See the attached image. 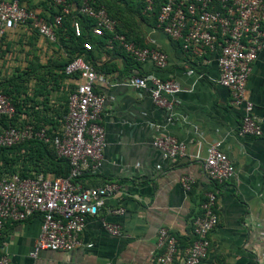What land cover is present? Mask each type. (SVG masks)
<instances>
[{
	"label": "crops",
	"instance_id": "crops-1",
	"mask_svg": "<svg viewBox=\"0 0 264 264\" xmlns=\"http://www.w3.org/2000/svg\"><path fill=\"white\" fill-rule=\"evenodd\" d=\"M20 1L40 14H49L47 0ZM133 3L106 2L110 12L138 19ZM139 22L143 44L167 54L164 68L157 70L147 60L139 70L172 78L182 90L168 96L172 110L167 120L166 110L153 102L147 89L121 83L132 74L124 67L122 48H90L94 65L104 68L108 80L106 86L95 85V91L106 95L101 113L106 145L100 168L95 173H85L80 183L89 187L118 182L119 191L106 198L105 204L122 206L124 213L110 214L104 207L97 216L86 219L79 246L70 251L43 249L35 257L30 252L39 234L40 216L7 223L2 236L11 264H152L160 227L174 234L180 247L190 243L193 218L209 191L217 196L218 223L209 233L208 259L215 264L264 263V49L259 51L246 82L247 96L263 134L244 135L240 132L242 108L232 105L229 90L216 82V54L208 52L201 59L184 52L179 41L147 22ZM22 34L34 37L37 45H43L45 40L26 26L9 32L4 40L12 41ZM47 43L58 46L68 56L58 41ZM4 47L5 52L7 46ZM63 83L71 86L74 79L65 76ZM164 133L186 143V156L167 159L152 146L153 137ZM214 141H220V148L234 166L232 181L219 184L211 180L196 157L204 156L206 147ZM183 175L195 178L189 190L180 184ZM101 218L119 224L121 234L107 232Z\"/></svg>",
	"mask_w": 264,
	"mask_h": 264
},
{
	"label": "built area",
	"instance_id": "built-area-1",
	"mask_svg": "<svg viewBox=\"0 0 264 264\" xmlns=\"http://www.w3.org/2000/svg\"><path fill=\"white\" fill-rule=\"evenodd\" d=\"M49 1L58 10L50 20L20 0H0V54L5 50L2 46L4 38L20 26L33 29L49 43L57 42L64 16L71 15L74 9L67 0ZM144 2L143 12L152 11L154 0ZM75 12L92 18L90 32L94 36L109 34L108 46H113L115 42L137 62L150 60L157 70L166 66L167 54L163 50L154 46H137L124 34L116 32L117 19L96 0H79ZM70 24L74 35L80 36L82 28L77 15L71 17ZM155 27L179 41L184 52L201 59L208 52L216 54L219 70L216 82L229 90L231 104L242 108L240 132L261 136L263 130L247 96L246 82L253 62L259 51L264 49V0H163L156 15ZM83 46L90 49L91 42H84ZM63 73L74 79L71 87H65L66 112L61 116L50 112L45 121H39L29 103H25L20 111L15 106L16 100L30 95L33 80L28 82L26 93L9 96L0 89V151L38 140L49 144L56 155L65 158L69 164L66 176L34 170L23 176L17 171L3 169L0 161V264H11L4 251L2 236L7 223L40 216L39 234L30 252V256L35 257L43 249L70 251L79 246V235L86 219L97 216L102 208L106 207L110 214L125 211L122 206L105 204L106 198L119 191L121 186L118 182L106 181L89 187L77 182L84 173H95L103 162L106 130L101 113L106 95L95 91V85L106 86L107 77L96 71L83 56L71 58ZM121 83L147 89L153 102L166 110L167 120L171 119L172 101L168 96L182 90L174 79L147 72L131 74ZM51 103L53 101L50 100ZM151 144L167 159L186 156V143L171 134H157ZM196 157L201 159L202 170L211 180L222 184L234 179V166L220 148V141L210 143L204 156ZM194 183L192 175L180 178L185 190H189ZM216 208L217 196L209 191L201 201L199 214L193 218V238L183 248L174 234L166 227H160L152 264H215L208 259V255L209 233L218 223ZM101 222L110 234H121L119 224L104 218Z\"/></svg>",
	"mask_w": 264,
	"mask_h": 264
},
{
	"label": "trees",
	"instance_id": "trees-1",
	"mask_svg": "<svg viewBox=\"0 0 264 264\" xmlns=\"http://www.w3.org/2000/svg\"><path fill=\"white\" fill-rule=\"evenodd\" d=\"M47 1V8L49 11L48 16L40 13L39 15L50 20L58 10L49 0ZM107 1L108 0H96L97 4L103 5L107 12L117 19L118 24L116 26V32L124 34L127 40L133 41L137 46H148L143 44L139 31L133 30L131 23H133L132 20H134L140 24L139 20H141L155 27L156 15L163 0H154L153 10L147 13L143 12L145 5L144 0H131L134 2L131 7L132 9L134 8V11L139 15L138 19L134 16L123 18L118 12H110L106 4ZM67 2L71 4L74 10L71 15L64 16L62 26L58 30L57 40L63 45L68 53L69 59H67L66 63L60 68L55 64L39 65L31 70L29 75L22 80L11 78L0 82V89L7 95L13 96L14 94L26 93L28 82L33 80V87L30 95H26L23 99L16 100L15 106L17 111H20L25 103H29L30 109H32L33 113L38 116L39 121H45L46 115L50 112H54L58 116H61L66 112L67 90L63 83V78L65 77L63 68L71 58L75 56H83L86 61L93 64L92 66L96 71L106 74L104 68L94 65L92 61V50L84 48L83 43L90 41L91 46H108L109 34H104L102 36H94L91 34L90 27L93 24L92 18L75 12L79 0H67ZM74 15H77L82 28V34L78 37L74 35L70 24L71 17ZM116 47L122 48V46L114 42L111 49L113 48L114 50ZM3 51L4 50H2V52ZM123 59L124 67L128 70H132V74H143L139 70L141 63L137 62L126 51L123 54ZM50 100L53 101V103L50 104ZM35 107L38 108L35 109ZM54 123L57 124L56 121ZM0 161L3 169L17 171L23 176L29 175V172L32 170L59 176H66L69 172L68 161L65 158L58 157L49 144L38 140H30L12 148L0 151ZM84 174L78 177V183L81 182L80 179L85 177ZM82 186L85 187L84 185Z\"/></svg>",
	"mask_w": 264,
	"mask_h": 264
},
{
	"label": "rangeland",
	"instance_id": "rangeland-1",
	"mask_svg": "<svg viewBox=\"0 0 264 264\" xmlns=\"http://www.w3.org/2000/svg\"><path fill=\"white\" fill-rule=\"evenodd\" d=\"M132 22L133 30H139L140 24ZM23 35L12 41L4 40L3 45L7 47L0 54V82L11 78L22 80L39 65L55 64L60 68L69 57L58 46H50L45 40L43 45H37L34 37Z\"/></svg>",
	"mask_w": 264,
	"mask_h": 264
}]
</instances>
